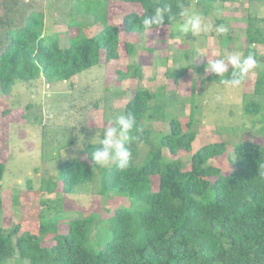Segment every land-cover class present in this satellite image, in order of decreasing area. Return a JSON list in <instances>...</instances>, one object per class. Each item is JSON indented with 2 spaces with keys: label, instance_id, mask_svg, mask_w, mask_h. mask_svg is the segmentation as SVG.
Returning a JSON list of instances; mask_svg holds the SVG:
<instances>
[{
  "label": "trees",
  "instance_id": "trees-1",
  "mask_svg": "<svg viewBox=\"0 0 264 264\" xmlns=\"http://www.w3.org/2000/svg\"><path fill=\"white\" fill-rule=\"evenodd\" d=\"M108 1L69 0L67 28L75 33L66 34L65 45L60 44L59 34L46 32L44 14L35 7L37 0L24 4L13 0L4 6L0 15V93L7 95L15 83L39 78L47 84L67 82L99 65L101 54L105 62L118 60L120 30L147 33L140 19L165 3L172 7V18L166 17L162 27H171L181 20L180 11L191 12L193 1L205 15L218 8L217 3L240 0H117L140 8V12H126L120 25L108 19ZM79 17L90 18V23ZM246 20L245 45L252 49V45L264 44V30L257 26L264 19L253 14ZM94 25H99L94 34L84 33ZM133 52V46L124 43L123 55L129 57ZM188 71L180 67L168 76L178 84ZM231 71L229 66L224 78ZM116 73L120 80L141 77L138 66ZM208 79L221 84L214 74ZM253 93L264 97L263 70L256 76ZM128 111L143 131L133 132L139 139L128 145L132 157L127 169L95 165L91 153L100 145L87 141L80 157L62 161L55 179L42 180L40 190L53 193L59 183L62 194H76L93 182L97 172L99 195L118 197L127 205L105 209V217L92 213L63 218V234L57 232L59 217L44 214L38 216L35 233L18 224L6 229L0 226V264L13 258L28 264H264V147L250 142L235 145L230 159L233 170L224 174L210 161L225 154V144L207 143L191 152L196 136L191 121L183 126L170 119L167 133L151 131L147 123L152 119L163 122L165 117L163 87L155 92L136 89L122 114ZM242 112L260 115V123H264V103L244 102ZM142 149L145 155L138 163ZM180 152L190 154L187 166L177 157ZM164 153L173 159L166 161ZM4 173L5 165L0 162V184ZM90 240L100 247L93 250Z\"/></svg>",
  "mask_w": 264,
  "mask_h": 264
},
{
  "label": "rangeland",
  "instance_id": "rangeland-1",
  "mask_svg": "<svg viewBox=\"0 0 264 264\" xmlns=\"http://www.w3.org/2000/svg\"><path fill=\"white\" fill-rule=\"evenodd\" d=\"M11 1L0 0V15ZM21 2L24 4L26 0ZM36 3V9L44 14L46 32L59 34L60 44L65 45L66 34L75 33L67 28L71 2L37 0ZM194 3L191 11L201 13ZM217 6L203 16L206 22L224 25L228 29L224 35H217L214 30L195 37L179 35L176 25L181 20L149 33L127 34L121 29L118 60L105 62L101 54L99 65L67 82L47 84L39 78L31 83H15L7 95L0 93V162L5 165L0 184L1 227L6 229L18 224L35 233L38 216L44 214L46 218L59 217L57 232L63 234L66 232L63 218L92 213L105 217V209L127 205L118 197L99 195L97 172L93 182L76 194H62L59 183L53 193L40 190L42 180L55 179L62 161L80 157L82 149L77 148L80 136L84 137L81 142L84 145L98 131L110 126L109 120L122 114L124 105L138 88L149 92L164 88V120L152 119L147 123L153 133H167L170 119L178 120L183 126L191 121L196 134L191 152L207 143H224L225 154L210 161L224 174L233 170L230 159L235 145L250 142L264 147V125H261L264 123H260V115L242 112L244 102L264 103V97L253 93L256 76L264 71V44L252 45L250 49L244 43L246 18L255 14L264 19V0H240L235 4L217 3ZM107 7L108 19L119 25L126 12H140L138 5L117 0H109ZM14 13L10 15L16 16ZM84 20L90 23V18ZM257 26L264 30V22H258ZM98 29L99 25L89 26L84 33L94 34ZM126 42L133 46V55L129 57L123 55ZM236 53L253 54L257 61V67L243 83L237 88H228L210 81V73L205 72L208 61ZM128 66H138L141 77L118 79L116 71H125ZM180 67L189 71L175 84L168 75ZM144 155L142 149L138 163ZM163 157L166 161L173 159L167 153ZM177 157L182 165H188L190 154L180 152ZM89 246L93 250L100 247L91 240ZM5 264L28 263L13 258Z\"/></svg>",
  "mask_w": 264,
  "mask_h": 264
},
{
  "label": "clouds",
  "instance_id": "clouds-1",
  "mask_svg": "<svg viewBox=\"0 0 264 264\" xmlns=\"http://www.w3.org/2000/svg\"><path fill=\"white\" fill-rule=\"evenodd\" d=\"M172 11L170 4L165 3L163 7H156L149 14H146L139 23L143 30L149 33L153 28H161L165 24V19H171L169 15ZM181 22L176 25L179 35L195 37L203 32L214 30L217 35H224L228 29L224 25H213L206 22V18L198 11L189 12L187 9L180 11ZM229 66L232 71L228 78H224L229 72ZM257 67V61L253 55L243 56L240 53L230 54L226 58L213 59L208 61L205 68L206 73L214 74L220 77L221 84L228 88H237L244 81L245 77ZM109 125L102 132L98 131L95 137L90 141L95 145H100L92 153L91 157L95 165L101 167L115 166L119 170H125L130 166L132 151L128 147L130 142L139 139L137 134L143 131L137 127V120L132 111L119 114L114 119L109 120ZM84 137L81 135L77 148L83 147L81 143Z\"/></svg>",
  "mask_w": 264,
  "mask_h": 264
},
{
  "label": "crops",
  "instance_id": "crops-1",
  "mask_svg": "<svg viewBox=\"0 0 264 264\" xmlns=\"http://www.w3.org/2000/svg\"><path fill=\"white\" fill-rule=\"evenodd\" d=\"M223 4H228V3H223Z\"/></svg>",
  "mask_w": 264,
  "mask_h": 264
}]
</instances>
